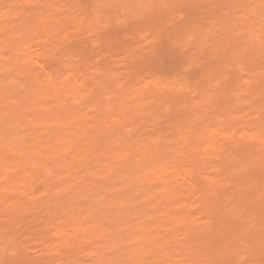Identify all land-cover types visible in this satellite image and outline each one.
Returning a JSON list of instances; mask_svg holds the SVG:
<instances>
[{
    "label": "clouds",
    "instance_id": "9594fccd",
    "mask_svg": "<svg viewBox=\"0 0 264 264\" xmlns=\"http://www.w3.org/2000/svg\"><path fill=\"white\" fill-rule=\"evenodd\" d=\"M0 264H264V0H0Z\"/></svg>",
    "mask_w": 264,
    "mask_h": 264
}]
</instances>
